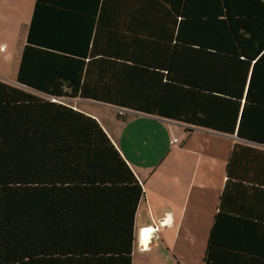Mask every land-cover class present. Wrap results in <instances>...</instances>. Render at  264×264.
<instances>
[{
	"label": "trees",
	"instance_id": "obj_1",
	"mask_svg": "<svg viewBox=\"0 0 264 264\" xmlns=\"http://www.w3.org/2000/svg\"><path fill=\"white\" fill-rule=\"evenodd\" d=\"M0 79V264H132L141 183L84 98L235 135L202 264H264V0H35Z\"/></svg>",
	"mask_w": 264,
	"mask_h": 264
},
{
	"label": "crops",
	"instance_id": "obj_2",
	"mask_svg": "<svg viewBox=\"0 0 264 264\" xmlns=\"http://www.w3.org/2000/svg\"><path fill=\"white\" fill-rule=\"evenodd\" d=\"M0 63L2 64L0 66L1 75L4 74L1 71L2 66L8 68L10 65V69L13 71L12 77L2 75L0 79L12 86H16L14 83L19 84L16 82L19 58L14 57L8 66L3 58H0ZM42 95V97H46V95ZM64 102L94 116L100 122L125 157L141 183L143 191L145 190L134 216V227L135 229L140 228V230L133 252L136 249V251H140V255H143L144 252L147 255H156L154 264H195L197 260L203 262L207 238L217 209L218 196L222 190V181L225 180V172L223 174L221 170H218V137L225 136L234 141L236 136L194 127L192 131H188V136L181 142L179 150H176L173 145L175 142L171 140L172 146L169 152L173 151L177 153L176 155L181 156V164L190 157L191 163H188V166L184 164V168L168 164L171 167L169 172L171 183L164 185L159 180V178L162 179L161 173H157L160 165H155L148 171L143 172L140 168L138 171L107 128L104 123V115L108 114L106 109L116 106L79 97L66 99ZM93 103L95 104L92 105ZM96 105L99 106L96 107ZM182 125L186 128L184 124ZM150 177H154L151 194L143 185V178L147 181ZM167 190L171 191L167 193ZM142 228H144L143 234L141 233ZM150 237H152L151 242H148Z\"/></svg>",
	"mask_w": 264,
	"mask_h": 264
},
{
	"label": "rangeland",
	"instance_id": "obj_3",
	"mask_svg": "<svg viewBox=\"0 0 264 264\" xmlns=\"http://www.w3.org/2000/svg\"><path fill=\"white\" fill-rule=\"evenodd\" d=\"M34 2L35 0H0V58L7 62V66L11 64L14 57L19 58L25 42L27 26L32 15ZM11 70L10 65L8 68H3L2 66L1 71L4 73L2 75L12 77L13 71ZM2 75L0 74V76ZM14 85L25 91L43 96L26 86L15 83ZM106 110L108 114L104 115V123H106L107 128L114 135L121 149L138 171H140L139 168L144 172L155 165H160L157 173H161L162 179L159 178V180L166 185L171 183L169 181L171 167L168 164L184 168V164L188 166V163H191V157L187 159L188 162L185 160L181 164V156L176 155L177 153L173 151L169 152L172 146L171 140L175 142L173 145L176 150H179L181 142L188 136V131L181 123L145 114L127 112L116 107ZM234 141H237V139H234ZM234 141L225 136L218 137V170H221L223 174L225 172V162ZM153 178L150 177L147 181L143 178V185L150 194ZM223 183L224 180L221 188ZM170 191L167 190V193ZM151 238L148 242H151ZM145 253L140 255V251L134 249L133 264H154L157 256ZM201 263L202 260L195 262V264Z\"/></svg>",
	"mask_w": 264,
	"mask_h": 264
},
{
	"label": "built area",
	"instance_id": "obj_4",
	"mask_svg": "<svg viewBox=\"0 0 264 264\" xmlns=\"http://www.w3.org/2000/svg\"><path fill=\"white\" fill-rule=\"evenodd\" d=\"M139 230H140V228H139ZM139 230H138V236H139Z\"/></svg>",
	"mask_w": 264,
	"mask_h": 264
},
{
	"label": "bare ground",
	"instance_id": "obj_5",
	"mask_svg": "<svg viewBox=\"0 0 264 264\" xmlns=\"http://www.w3.org/2000/svg\"><path fill=\"white\" fill-rule=\"evenodd\" d=\"M143 229H144V228L141 229V233H142V230H143Z\"/></svg>",
	"mask_w": 264,
	"mask_h": 264
},
{
	"label": "clouds",
	"instance_id": "obj_6",
	"mask_svg": "<svg viewBox=\"0 0 264 264\" xmlns=\"http://www.w3.org/2000/svg\"><path fill=\"white\" fill-rule=\"evenodd\" d=\"M138 238H139V236H138Z\"/></svg>",
	"mask_w": 264,
	"mask_h": 264
}]
</instances>
